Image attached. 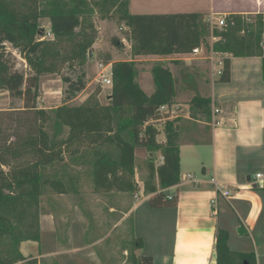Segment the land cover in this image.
I'll list each match as a JSON object with an SVG mask.
<instances>
[{
	"label": "trees",
	"instance_id": "obj_1",
	"mask_svg": "<svg viewBox=\"0 0 264 264\" xmlns=\"http://www.w3.org/2000/svg\"><path fill=\"white\" fill-rule=\"evenodd\" d=\"M206 17L195 11L132 13L130 0H0V91L24 101L20 110L0 111V264H39L38 258L24 256L20 245L39 239V205L46 194L78 192L79 182L90 179L96 190L136 195L138 147L160 151L163 158L159 165L148 162L144 193L152 194L149 205H176L177 198L168 189L180 182V146L187 141L186 130L197 122L212 125V106L217 104L207 88L204 94L199 88L202 84L209 88L210 69L181 59L171 61L174 70L157 63L152 68L154 91L148 94L136 80L135 58L191 54L204 46L223 54L217 82L230 81L231 57L246 56L263 57L264 79V14L225 15L224 25L213 28ZM42 18L50 19L51 38L41 29ZM94 18L126 25L132 60L112 64L107 104L94 95L74 104L88 83L84 67L98 35ZM111 42L124 47L118 36ZM7 43L27 62L28 75L16 67ZM77 67L75 78L62 76L66 86L61 105L39 108L41 77ZM188 90L194 92L190 117L166 120L159 128L160 107L176 102ZM7 118L25 123V129L9 134ZM162 132L165 142L158 140ZM228 238L227 230H218L216 264H257L255 254L231 250ZM143 245L142 237L134 238L135 248ZM131 261L153 264V257L132 253Z\"/></svg>",
	"mask_w": 264,
	"mask_h": 264
},
{
	"label": "crops",
	"instance_id": "obj_2",
	"mask_svg": "<svg viewBox=\"0 0 264 264\" xmlns=\"http://www.w3.org/2000/svg\"><path fill=\"white\" fill-rule=\"evenodd\" d=\"M183 6L195 7L180 9ZM134 7L150 8L146 13L264 14V0H130L132 13ZM191 56L195 55L169 59L198 67L208 60L213 65L207 92L222 113L217 126L197 122L186 130L187 141L180 146V182L168 189L177 198L176 205L151 207L152 194L144 193V185L135 195L96 190L90 179H82L78 192L54 193L66 199L59 206L44 197L42 217L49 219V225L41 228L38 240L21 243L24 256L38 258L39 264H133V253L152 256L153 264H216L221 228L228 231L231 250H264L263 57H231V79L224 83L216 81L219 63L197 56L188 63ZM169 67L174 70L172 63ZM142 89L148 94L154 91ZM111 92L112 88L107 97ZM158 140L165 142L164 133ZM213 180L230 195L218 193ZM135 237L143 238L142 248L134 247Z\"/></svg>",
	"mask_w": 264,
	"mask_h": 264
},
{
	"label": "rangeland",
	"instance_id": "obj_3",
	"mask_svg": "<svg viewBox=\"0 0 264 264\" xmlns=\"http://www.w3.org/2000/svg\"><path fill=\"white\" fill-rule=\"evenodd\" d=\"M185 3V1H182ZM191 7V8H190ZM192 7L195 6H189L188 8H185V6L180 7V9H193ZM150 8H133V13H146L145 11H149ZM177 9V8H175ZM138 11V12H135ZM208 16V15H207ZM93 23L95 27L97 28L98 32L101 34L97 35L96 40V48L93 47L92 54L88 56L87 62L85 65V70L87 73L88 83L85 90H83L81 93L78 94L76 100L74 101V104H78L80 102H84L87 100V98L91 95L96 96V98L101 102L108 101L107 93L111 90L112 85H108L101 82L102 75H106L109 78L112 79V64L114 62L124 61V60H132L131 56V47L130 42L128 40L129 33L128 28L124 23L118 22L116 19L110 21H101L99 18H94ZM39 24L41 26L42 30H45L48 34L46 37L51 38L52 35L50 34V19L49 18H42L39 21ZM114 36H118L121 40H123L124 47L119 49L115 47L111 40ZM212 42V38L210 39ZM94 46V45H93ZM7 50L13 53V56H15V63L16 67L26 73L28 75L30 69L27 64V62L17 53V51L12 47L11 44H6ZM174 56L171 57H145L140 56L135 58V64L138 71L136 80L139 83L141 88H154V80L152 75V68L155 64L160 63L164 66H171V59ZM196 56H191V59L187 60L188 63L193 62V60H197L199 57L206 59L207 57L204 55L197 56L198 58H195ZM108 58H110L111 66L108 65ZM218 58V59H217ZM223 58L222 55H215V64L219 63V60ZM213 63V62H212ZM217 65V64H216ZM204 70H207L210 66V71L213 69V65H210L209 62L206 60L201 61L200 65ZM219 65L216 68V73L218 71ZM80 68H74V69H64L61 74H47L43 75L41 77V84H40V95L38 98V107L42 108L45 107L47 109L49 108H55L59 104L62 103V98L64 97V88L65 84L62 81L63 75H71L73 78L79 74ZM63 85V88L61 86ZM200 91L203 93L205 87L204 84H202L200 87ZM193 91H187L181 93L175 100L176 103L181 106V108H184L185 110H188L190 107V99L193 95ZM63 94V96H62ZM24 106V101L21 99L13 98L10 96V94L7 91H0V111H10V110H20ZM42 106V107H41ZM16 117V116H15ZM166 120L162 119L160 122L156 123V125L159 128H163L164 122ZM22 124V125H21ZM20 125H18L14 120H11L10 118L6 119V127H9L8 133L12 134L15 131V128H22V130L25 129V123L21 122ZM19 126V127H17ZM22 126V127H21ZM48 130L52 133L54 131V128L51 124L47 125ZM164 133V132H162ZM11 140H13V137H10ZM159 138V136H158ZM137 153V163L135 168V181L137 184V191L141 189V186L144 185V180L148 174V162L149 160H154L155 164H159L161 161V156L159 152H150L144 147H138L136 149ZM138 191V192H139ZM139 194V193H138ZM48 197V200L51 202H55L58 204L62 201L65 202L66 199H62L60 196H56L54 193H48L46 194ZM43 196L40 201V213L37 218V225L36 230L40 233L41 228L45 226V223H47V226L49 225V219L47 217H42V211H43V204L44 201ZM230 207V216L232 218H235L234 211ZM47 208V207H46ZM42 209V210H41ZM99 211V209H98ZM227 214V213H226ZM224 214V217L225 215ZM46 218V219H45ZM234 232V230H232ZM31 240V239H30ZM248 254H255V256L258 259L259 264H264V250H245ZM160 264V262H158Z\"/></svg>",
	"mask_w": 264,
	"mask_h": 264
},
{
	"label": "built area",
	"instance_id": "obj_4",
	"mask_svg": "<svg viewBox=\"0 0 264 264\" xmlns=\"http://www.w3.org/2000/svg\"><path fill=\"white\" fill-rule=\"evenodd\" d=\"M207 22L210 24L211 28L217 26V27H222L225 23V18L224 16H219L217 14L211 13L208 14V16L206 17ZM215 40V37H212V42ZM192 55L195 56H199V55H204L207 58L211 60L213 63H215V55H222V53L219 52H215L213 49L207 51L206 48L204 46H200L197 47L193 50V52L191 53ZM219 63L221 65H223V58L219 60ZM222 73V70L219 69L218 71V76ZM101 82L108 84V85H112V79L109 78L106 75H102L101 77ZM160 111L163 114V118L164 120H173L176 118H189L190 117V112H189V108L188 110H185L184 108H181V106L179 104H177L176 102L172 103V104H164L160 107ZM222 113V110L217 107L215 104H213L212 106V125L213 126H217L220 124L221 120L219 118L220 114ZM163 159V158H162ZM188 177L192 178V175L189 174ZM258 177H261V175L259 174ZM215 185H216V190L218 193L222 194L225 197H228L230 195V192L224 188V186L217 182L216 180H213ZM169 198H171V196H169ZM213 203L216 202V200L212 201Z\"/></svg>",
	"mask_w": 264,
	"mask_h": 264
},
{
	"label": "water",
	"instance_id": "obj_5",
	"mask_svg": "<svg viewBox=\"0 0 264 264\" xmlns=\"http://www.w3.org/2000/svg\"><path fill=\"white\" fill-rule=\"evenodd\" d=\"M204 173H205V171H204Z\"/></svg>",
	"mask_w": 264,
	"mask_h": 264
}]
</instances>
